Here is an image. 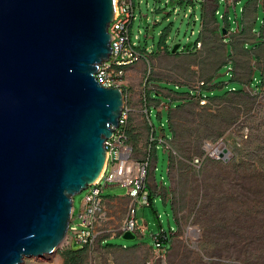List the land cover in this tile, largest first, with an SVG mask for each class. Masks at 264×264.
<instances>
[{
    "label": "rangeland",
    "instance_id": "rangeland-1",
    "mask_svg": "<svg viewBox=\"0 0 264 264\" xmlns=\"http://www.w3.org/2000/svg\"><path fill=\"white\" fill-rule=\"evenodd\" d=\"M192 1L133 0L131 38L149 55L126 70L122 91L131 161H150L151 207H135L138 226L147 229L134 240L117 234L102 245L134 205L122 198L125 183L103 181L100 196L111 200L102 199V209L110 214L79 264L154 261L143 245L151 246L150 235L161 228L174 235L163 261L153 264H264V80L258 92L249 85L255 71L264 79V0ZM227 91L201 105L199 94ZM163 136L165 148H155L152 138ZM222 149L229 152L226 162L211 157ZM88 191L73 198L75 212ZM71 247L67 234L56 253L22 264H64L62 253Z\"/></svg>",
    "mask_w": 264,
    "mask_h": 264
},
{
    "label": "water",
    "instance_id": "water-1",
    "mask_svg": "<svg viewBox=\"0 0 264 264\" xmlns=\"http://www.w3.org/2000/svg\"><path fill=\"white\" fill-rule=\"evenodd\" d=\"M115 11V0H0V264L56 253L73 198L105 171L125 104L96 80Z\"/></svg>",
    "mask_w": 264,
    "mask_h": 264
},
{
    "label": "built area",
    "instance_id": "built-area-1",
    "mask_svg": "<svg viewBox=\"0 0 264 264\" xmlns=\"http://www.w3.org/2000/svg\"><path fill=\"white\" fill-rule=\"evenodd\" d=\"M115 17L109 27V32L113 37L111 40V54L107 61H103L97 71L96 80L104 88H118L122 90L126 76V70L142 61L149 55L146 51H141L136 43L131 38V27L135 19L133 0H115ZM137 39V37H136ZM201 105L204 104V97H199ZM127 110H123L119 119L118 129L114 131L113 137L107 140L104 147L107 151V165L104 174L99 181L88 190L82 202V210L78 216L79 223L73 224L70 222L68 235L70 236V243L77 248H90L101 233L96 232L97 228L106 222L107 218L102 210V197L100 196L103 188L101 184L105 182H115L114 172L121 165L132 164L133 167L126 171L127 177L130 180L127 184L130 192L135 194L133 207L130 210L124 221V225L119 231L112 232L111 236L115 237L117 234L122 236L124 233H131L136 236L137 233L142 234L147 227L138 226L136 219L135 207L139 203L140 207H149V191L147 176L149 173L150 161L149 157L145 162L137 164L131 161L132 149L128 146V129H127ZM158 143L165 148L166 140L161 137ZM154 142L152 138L151 144ZM198 163V161H196ZM110 167L109 178L105 179L104 175ZM173 234L172 231L170 232ZM152 239V251L154 261H163L167 248L165 243L168 239L167 234L163 229L157 233L150 235ZM150 261L146 264H153Z\"/></svg>",
    "mask_w": 264,
    "mask_h": 264
},
{
    "label": "trees",
    "instance_id": "trees-1",
    "mask_svg": "<svg viewBox=\"0 0 264 264\" xmlns=\"http://www.w3.org/2000/svg\"><path fill=\"white\" fill-rule=\"evenodd\" d=\"M251 1V0H250ZM191 4H193V1L191 0ZM262 10V8L260 7V6H258V9H257V11L258 10ZM263 11V10H262ZM263 22H264V12H263V20H262V24H261V26H260V31H261V29H262V26H263ZM228 29V28H227ZM229 30V29H228ZM220 35H223V33H222V30L220 29ZM165 39H161V42H160V45H163V46H165ZM259 43V42H258ZM159 45V46H160ZM258 46V44L255 46V47H257ZM141 50V49H140ZM141 51H146V50H141ZM254 60V59H253ZM226 65V64H225ZM229 65V67L228 68H232V64H228ZM224 66V65H223ZM232 76H233V73L231 72V79H232ZM258 78V80H259V84L258 85H254V79L255 78ZM263 76H262V73L260 72V71H255L254 73H253V77H252V79L250 80V82H249V85H250V87L254 90V91H256V92H258L261 88H262V86H263ZM233 81V80H232ZM234 82H236V83H238L239 85L236 87V89L237 90H235V91H237V92H242V84L241 83H239V82H237V81H234ZM232 91H234V90H232ZM228 93V91L227 92H223L222 94H220L219 96H216V97H211V95H209V96H207V97H204L205 99H212V98H218V97H223L225 94H227ZM151 95V94H150ZM218 95V94H217ZM199 96L200 97H203L201 94H199ZM170 103V102H169ZM177 104L175 105V106H177V107H179V106H181V102H176ZM166 112H167V110H166ZM147 115H148V112H147ZM170 133H171V136H173V133L171 132V130H170ZM129 134V133H128ZM163 138L166 140V137L165 136H163ZM129 139V138H128ZM154 139V142L152 143V145H154L155 146V148H157V144H158V142L159 141H157L155 138H153ZM127 143H128V141H127ZM151 145V146H152ZM153 147V146H152ZM149 207H151V200H152V195H151V193L149 194ZM159 228V227H158ZM162 229V228H161ZM166 234H167V236H168V239H167V241H166V243H165V246H166V248L168 249V247H169V244H170V242H171V238H172V236H171V233H170V236L168 235V233L167 232H165ZM168 246V247H167ZM104 247H107L106 245H104ZM85 250H86V248H81V249H79V248H77L76 246H72L71 248H69L68 250H66V251H64L63 253H62V257H63V259H64V264H79V261H80V256L81 255H83V253L85 252Z\"/></svg>",
    "mask_w": 264,
    "mask_h": 264
},
{
    "label": "crops",
    "instance_id": "crops-1",
    "mask_svg": "<svg viewBox=\"0 0 264 264\" xmlns=\"http://www.w3.org/2000/svg\"><path fill=\"white\" fill-rule=\"evenodd\" d=\"M156 188L158 189V190H161L162 189V187L160 186V187H157L156 186ZM169 196V195H168ZM126 197H130V198H133V202H134V200H135V195L132 193V192H130V190L129 189H127V192H126V195L125 196H123L122 198H126ZM114 198H119V197H114ZM103 199V198H102ZM168 199V198H167ZM166 199V200H167ZM103 200H105L106 202L108 201V200H111V199H108V200H106V199H103ZM104 203V202H103ZM102 203V204H103ZM81 210H82V204H81V209H80V211L77 213V212H73V216H72V222L73 223H75L76 225L79 223V219H78V216H79V214L81 213ZM103 210V209H102ZM107 211V210H106ZM106 211H103V213H104V215L106 216L107 215V212ZM109 214H110V212H108ZM173 235V234H172ZM171 235V236H172ZM119 237H121V236H119ZM136 237V236H135ZM113 238H118V237H113V236H111L109 239H105L103 242H102V245L104 246V244L106 245V243L109 241V240H111V239H113ZM140 245H142V244H140ZM109 245H107V247H108ZM143 246H146L147 248H149L150 250H151V252H152V254H153V251H152V245L151 246H147V245H143ZM121 249H123V250H127V248H121Z\"/></svg>",
    "mask_w": 264,
    "mask_h": 264
},
{
    "label": "bare ground",
    "instance_id": "bare-ground-1",
    "mask_svg": "<svg viewBox=\"0 0 264 264\" xmlns=\"http://www.w3.org/2000/svg\"><path fill=\"white\" fill-rule=\"evenodd\" d=\"M211 147H208L207 150H210ZM127 167H125L124 165H121L120 167H118L115 172H114V180H121L123 181L125 184H127L130 180V177H127L126 175V171L128 168L133 167L132 164H126ZM104 173L101 174L100 178L102 177ZM99 178V179H100ZM98 179V181H99ZM97 181V182H98Z\"/></svg>",
    "mask_w": 264,
    "mask_h": 264
},
{
    "label": "clouds",
    "instance_id": "clouds-1",
    "mask_svg": "<svg viewBox=\"0 0 264 264\" xmlns=\"http://www.w3.org/2000/svg\"><path fill=\"white\" fill-rule=\"evenodd\" d=\"M174 235V234H173ZM73 246V245H72Z\"/></svg>",
    "mask_w": 264,
    "mask_h": 264
}]
</instances>
